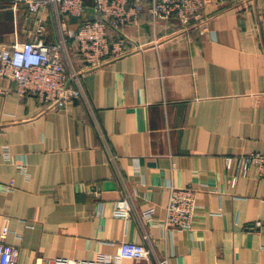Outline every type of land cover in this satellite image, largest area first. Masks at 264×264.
<instances>
[{
    "label": "crops",
    "instance_id": "0c3cea01",
    "mask_svg": "<svg viewBox=\"0 0 264 264\" xmlns=\"http://www.w3.org/2000/svg\"><path fill=\"white\" fill-rule=\"evenodd\" d=\"M199 15L143 10L124 26L129 52L82 74L92 114L20 98L0 77V230L16 264L93 259L123 240L168 264H264V177L224 162L264 153V0H205ZM36 38L54 39L49 11L0 0V47ZM169 186L195 192L188 228L162 225Z\"/></svg>",
    "mask_w": 264,
    "mask_h": 264
},
{
    "label": "built area",
    "instance_id": "2783aa9c",
    "mask_svg": "<svg viewBox=\"0 0 264 264\" xmlns=\"http://www.w3.org/2000/svg\"><path fill=\"white\" fill-rule=\"evenodd\" d=\"M13 5L23 3L36 14L46 8L54 25V39L13 41L0 47V77L14 83L13 90L20 98L35 96L39 102L52 108H62L71 99L80 100L90 110L82 83V74L129 52V39L124 26L135 24L138 15L147 10L152 22L175 15L183 25L200 16L205 0H11ZM91 10L94 18L69 27L67 18H78ZM44 23L39 21L36 31L41 33ZM6 88L4 91H9ZM0 153L9 158L7 144H1ZM227 167L236 174H245L251 167L257 176L264 177V153L249 151L227 155ZM18 168L24 170L21 164ZM129 205V204H128ZM195 192L188 186H169L162 225L184 229L190 227L195 211ZM147 212H151L148 209ZM9 228L0 230V264H16L18 247L6 242ZM152 260V264H168L167 259L155 258L148 242L123 240L115 254H103L93 259L56 256L36 258L30 264H118L120 259Z\"/></svg>",
    "mask_w": 264,
    "mask_h": 264
},
{
    "label": "trees",
    "instance_id": "16d2710c",
    "mask_svg": "<svg viewBox=\"0 0 264 264\" xmlns=\"http://www.w3.org/2000/svg\"><path fill=\"white\" fill-rule=\"evenodd\" d=\"M90 13H91V10H87V12H86L85 15L76 18L75 21L77 20L78 25H79V23H80L81 20L86 19V18L89 19L88 14H90ZM91 17H92V16H91ZM67 25H68V24H67ZM78 25H77V26H78ZM69 26H70V25H69ZM75 28H76V27H75Z\"/></svg>",
    "mask_w": 264,
    "mask_h": 264
},
{
    "label": "rangeland",
    "instance_id": "374dc122",
    "mask_svg": "<svg viewBox=\"0 0 264 264\" xmlns=\"http://www.w3.org/2000/svg\"><path fill=\"white\" fill-rule=\"evenodd\" d=\"M66 22H67V20H66ZM67 24V23H66Z\"/></svg>",
    "mask_w": 264,
    "mask_h": 264
}]
</instances>
